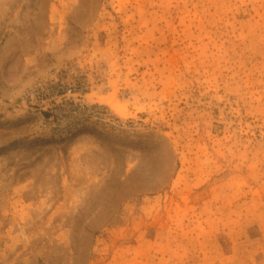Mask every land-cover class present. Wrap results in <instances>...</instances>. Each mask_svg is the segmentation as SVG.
<instances>
[{"label": "rangeland", "instance_id": "374dc122", "mask_svg": "<svg viewBox=\"0 0 264 264\" xmlns=\"http://www.w3.org/2000/svg\"><path fill=\"white\" fill-rule=\"evenodd\" d=\"M0 264H264V0H0Z\"/></svg>", "mask_w": 264, "mask_h": 264}, {"label": "built area", "instance_id": "2783aa9c", "mask_svg": "<svg viewBox=\"0 0 264 264\" xmlns=\"http://www.w3.org/2000/svg\"><path fill=\"white\" fill-rule=\"evenodd\" d=\"M82 86L76 82H69L66 84L65 89L62 91L64 95H67L69 103L64 105L63 110L67 114L81 113L84 117L103 119L106 120L109 125L118 128L125 127V124L116 119L110 112L107 106L98 103L86 104L78 96L82 92ZM129 129H132L130 127Z\"/></svg>", "mask_w": 264, "mask_h": 264}, {"label": "trees", "instance_id": "16d2710c", "mask_svg": "<svg viewBox=\"0 0 264 264\" xmlns=\"http://www.w3.org/2000/svg\"><path fill=\"white\" fill-rule=\"evenodd\" d=\"M107 211H103V212H101V217L103 218V217H106V219H110L111 218V216L109 217V214H108V209H106ZM108 214V215H107ZM79 229V226H75L74 227V232H75V236H74V239L76 240V238H78L77 236H76V231ZM87 229H89L88 227H87Z\"/></svg>", "mask_w": 264, "mask_h": 264}]
</instances>
